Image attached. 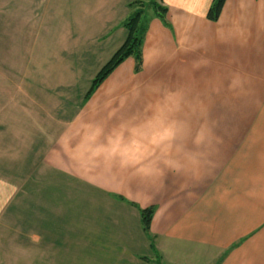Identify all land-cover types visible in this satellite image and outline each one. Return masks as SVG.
Masks as SVG:
<instances>
[{"label": "crops", "instance_id": "crops-1", "mask_svg": "<svg viewBox=\"0 0 264 264\" xmlns=\"http://www.w3.org/2000/svg\"><path fill=\"white\" fill-rule=\"evenodd\" d=\"M153 2L168 12L150 11L141 70L127 59L88 100L94 80L74 97L33 75L36 47L32 85L0 70V264H264V0H226L216 22L214 0ZM213 97L254 116L250 143L194 137Z\"/></svg>", "mask_w": 264, "mask_h": 264}, {"label": "rangeland", "instance_id": "rangeland-1", "mask_svg": "<svg viewBox=\"0 0 264 264\" xmlns=\"http://www.w3.org/2000/svg\"><path fill=\"white\" fill-rule=\"evenodd\" d=\"M127 1H2V5L5 7L9 6L8 14L11 18L7 21H11V24L8 28H16L15 31L18 32L17 37L19 38L17 43L19 47L21 45V49H12L10 56L7 55L8 52L3 51L9 50L8 46L6 47L5 45L3 48H0V70H3L9 76L15 73L14 78L16 79L20 75V78L28 80L27 77L32 69L28 66V59L30 60L31 51L36 47L35 52L40 58L34 61L33 67L36 69H34L33 75L38 73V69L45 76L44 80L51 82L50 86L54 84L53 82L60 83L69 77L72 81L70 84L72 90L70 89L69 92H71L72 96L76 97L79 94L78 91L83 90L89 84L87 81L94 80L101 68L110 61L126 40L127 32L124 29L122 19L126 13L123 3ZM153 1L157 0L142 1L145 3L148 17L152 14L150 12L152 8L148 9V5H150L149 2ZM31 10L34 17L30 20L31 23L27 24L25 14L28 12L27 17H29V11ZM131 12L133 13L132 10ZM117 23H121L123 28L121 30L123 32L114 28ZM28 26L29 29H32L30 32L25 28ZM112 29L113 32H111ZM109 33H112L110 38L107 37ZM62 53L65 54L64 58L61 57ZM13 61L16 62V66L20 63L21 66L14 67L12 65L14 64ZM30 84L32 85L33 83H30L28 80L27 83L25 82L22 85L25 87V85L28 86ZM36 86L34 85V87ZM22 90L24 89L22 88ZM199 101L203 102L201 99ZM204 103L206 104L202 109L204 113L198 114L196 118L197 133L194 137L203 139L231 138L242 140L246 143H250V140L254 139L253 127L255 123L253 115L242 114L240 113L242 108L237 107L236 104L229 102V104L225 105L221 102V99L217 100L214 97L209 101V105L206 102ZM199 106H202V104L199 103ZM207 109L209 110L208 114H205ZM180 114L171 116L172 124L178 123V128L181 126V131L183 132L182 138H185V140L194 138L191 137L192 132H190L189 127L184 125L185 113ZM187 117H190V115ZM176 126L173 125V128L175 129ZM167 131V134L172 137L173 132H169V127ZM193 133L195 132L193 131ZM152 136H155V134H152ZM234 160L230 159V162L227 163L237 165L236 158ZM219 161L223 162L225 160L221 159Z\"/></svg>", "mask_w": 264, "mask_h": 264}, {"label": "trees", "instance_id": "trees-1", "mask_svg": "<svg viewBox=\"0 0 264 264\" xmlns=\"http://www.w3.org/2000/svg\"><path fill=\"white\" fill-rule=\"evenodd\" d=\"M226 0H214L212 8H210L207 17L209 20L216 22L220 20L222 10L224 8ZM142 1L134 2L129 5V8L133 11L132 16H130L123 24L124 28L127 30V38L121 45L120 49L115 52L110 61H108L97 76L94 79V83L90 91L86 96L88 100L92 94L108 79L110 75L115 72V70L122 65L127 59L133 57L136 59L137 68L136 71L141 70L143 64V45L145 41V36L149 28L150 18L146 14V6ZM154 9L155 12L160 16V18L165 21L167 17L168 9L158 4L157 2H150L148 9ZM155 208L151 207L146 210H142V221L144 231L146 233L150 232L152 219L155 214Z\"/></svg>", "mask_w": 264, "mask_h": 264}]
</instances>
